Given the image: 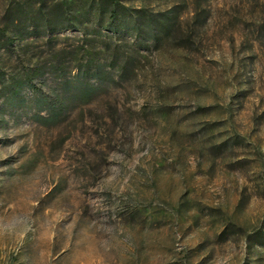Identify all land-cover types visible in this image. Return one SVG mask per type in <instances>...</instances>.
I'll list each match as a JSON object with an SVG mask.
<instances>
[{
  "label": "rangeland",
  "instance_id": "374dc122",
  "mask_svg": "<svg viewBox=\"0 0 264 264\" xmlns=\"http://www.w3.org/2000/svg\"><path fill=\"white\" fill-rule=\"evenodd\" d=\"M115 1L0 0V264H264V0Z\"/></svg>",
  "mask_w": 264,
  "mask_h": 264
},
{
  "label": "trees",
  "instance_id": "16d2710c",
  "mask_svg": "<svg viewBox=\"0 0 264 264\" xmlns=\"http://www.w3.org/2000/svg\"><path fill=\"white\" fill-rule=\"evenodd\" d=\"M89 1H90L89 8H94L99 16H101L104 13H108L109 18L117 22L115 27H117L118 29L124 28L126 29V32L128 33L132 31L131 27L133 26L131 25H133L134 23V22L132 23L133 18L137 19V21L142 20V19L147 20V23L152 24V20L148 19L149 17L146 16V13L144 10L128 9L124 5H120L115 0H89ZM65 3H61L60 6L63 7ZM78 10L85 13L84 7L79 6ZM113 27H114L113 24H111V26L107 27L106 29L108 31H111V30L113 31L114 30ZM72 28L73 26L68 22L67 25H64L61 27H54V28H51L49 31L50 33H54L62 29H72ZM151 28H152V25H151ZM161 29L163 31L165 28L161 27ZM148 33H150L151 36H144V39H147L148 37L155 38V32L149 31ZM40 76H42V73H39L36 76H32L28 79H25V83L30 84L34 78L40 77ZM89 79H94L97 81V83H111L113 81L108 73H104L101 71L99 66H94V67L88 66L84 69V71L79 70L78 75H77V81L75 82V83H80L82 88L72 87L71 82L65 81L64 82L65 89L67 92L71 93V95H73L74 98L79 97L81 100H84L86 102L91 99V95L93 94V90L85 86L86 81ZM46 100H42L41 104L49 105V103L46 102ZM55 105H56L55 106L56 108L53 110L49 109V111L47 112V116L45 117L41 116L40 113L34 114L32 116L33 121L42 127H51V126L58 124L60 122V115L62 113V104H60V102H56Z\"/></svg>",
  "mask_w": 264,
  "mask_h": 264
}]
</instances>
